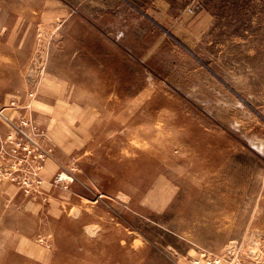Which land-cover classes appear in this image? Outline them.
I'll return each mask as SVG.
<instances>
[{
  "label": "rangeland",
  "instance_id": "rangeland-1",
  "mask_svg": "<svg viewBox=\"0 0 264 264\" xmlns=\"http://www.w3.org/2000/svg\"><path fill=\"white\" fill-rule=\"evenodd\" d=\"M228 245L264 264V0H0V264Z\"/></svg>",
  "mask_w": 264,
  "mask_h": 264
},
{
  "label": "built area",
  "instance_id": "built-area-1",
  "mask_svg": "<svg viewBox=\"0 0 264 264\" xmlns=\"http://www.w3.org/2000/svg\"><path fill=\"white\" fill-rule=\"evenodd\" d=\"M227 247L221 252L202 248L189 258V264H246L235 255L233 245Z\"/></svg>",
  "mask_w": 264,
  "mask_h": 264
}]
</instances>
